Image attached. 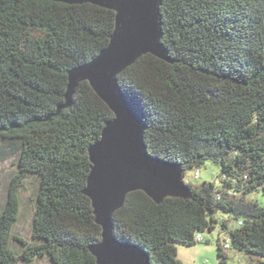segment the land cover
Segmentation results:
<instances>
[{"label": "trees", "instance_id": "trees-1", "mask_svg": "<svg viewBox=\"0 0 264 264\" xmlns=\"http://www.w3.org/2000/svg\"><path fill=\"white\" fill-rule=\"evenodd\" d=\"M159 12L173 63L142 56L118 84L146 124L148 153L183 177L209 163L218 184L185 182L190 198L160 204L129 193L113 234L151 264H183L176 245L201 243L219 226L216 264H228V250L264 264V205L248 200L264 196V0H162ZM114 22L113 11L91 4L0 0V164L17 154L0 208V264H96L87 150L113 114L86 82L58 108L68 71L107 47ZM26 178L36 182L30 241L13 231Z\"/></svg>", "mask_w": 264, "mask_h": 264}, {"label": "water", "instance_id": "water-1", "mask_svg": "<svg viewBox=\"0 0 264 264\" xmlns=\"http://www.w3.org/2000/svg\"><path fill=\"white\" fill-rule=\"evenodd\" d=\"M52 1L91 4L115 13L107 47L88 63L68 71L65 104L58 111L71 105L76 89L86 82L113 114L105 123L100 140L87 150L91 168L83 193L101 228L100 241L88 248L96 264H151L142 248L114 236L113 215L122 208L126 196L135 191L145 193L156 204L165 198H190L191 191L178 164L148 153L144 143L146 124L127 100L117 77L145 55L173 63L161 42L162 0Z\"/></svg>", "mask_w": 264, "mask_h": 264}, {"label": "rangeland", "instance_id": "rangeland-1", "mask_svg": "<svg viewBox=\"0 0 264 264\" xmlns=\"http://www.w3.org/2000/svg\"><path fill=\"white\" fill-rule=\"evenodd\" d=\"M0 147L3 148L0 143ZM5 149V148H4ZM6 152H9L6 149ZM10 154V153H9ZM16 163L17 154L7 155L6 160L0 164V208L4 205L6 199V189L10 180L16 176ZM194 171H187L183 177L184 183L187 182L192 186H197L202 183H215L218 184L216 175L219 173L218 168L207 163L204 167L199 169L200 178L194 179ZM36 191V182L34 178H26L23 181V185L19 189V220L14 226V233L21 236L23 239L30 241V221L33 208L34 194ZM248 200H257L261 205H264V196L258 192L248 197ZM230 228H233L234 224L230 223ZM220 233L219 226H216L214 230L208 233L200 234L203 242L196 243L193 246L186 247L176 245L177 258L183 264H216L217 254V236ZM226 253L229 256L228 264H249L243 254L234 250H228ZM242 258V259H241ZM244 259V260H243ZM33 264H49L46 260H37ZM255 264V263H254Z\"/></svg>", "mask_w": 264, "mask_h": 264}, {"label": "built area", "instance_id": "built-area-1", "mask_svg": "<svg viewBox=\"0 0 264 264\" xmlns=\"http://www.w3.org/2000/svg\"><path fill=\"white\" fill-rule=\"evenodd\" d=\"M193 176H194V179H199V177H200V173H199V172H196V173L193 174ZM196 238H197L198 241H201V236H197ZM224 247H225L226 249H228V248H229V243H226V244L224 245Z\"/></svg>", "mask_w": 264, "mask_h": 264}, {"label": "crops", "instance_id": "crops-1", "mask_svg": "<svg viewBox=\"0 0 264 264\" xmlns=\"http://www.w3.org/2000/svg\"><path fill=\"white\" fill-rule=\"evenodd\" d=\"M242 259V258H241ZM244 260V259H243ZM245 262H247V261H245ZM250 264V263H249Z\"/></svg>", "mask_w": 264, "mask_h": 264}]
</instances>
